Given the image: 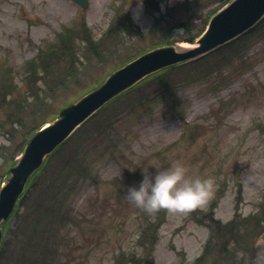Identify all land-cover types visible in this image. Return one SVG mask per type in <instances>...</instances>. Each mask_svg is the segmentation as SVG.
<instances>
[{
  "label": "rangeland",
  "instance_id": "374dc122",
  "mask_svg": "<svg viewBox=\"0 0 264 264\" xmlns=\"http://www.w3.org/2000/svg\"><path fill=\"white\" fill-rule=\"evenodd\" d=\"M88 2L83 12L71 0H0V85L6 86L4 91L12 98H6L11 107L8 111L15 110L16 102L26 103L30 111L39 109L33 124L52 119L62 104L74 98L79 87L83 90L95 86L123 55L147 50L163 41H177L179 51L190 48L186 39L201 29L219 4L217 0H143L137 20L134 12L138 0ZM83 25L94 39L113 25L111 36L103 44L123 35L118 55L90 65L79 85L71 83L73 86L63 92H49L44 86L36 99L34 95L31 100L29 92L22 97L28 91L21 80L24 68L31 67L29 63L38 50L59 44L57 34L66 28L85 29ZM82 48L81 43H75V54ZM50 70L47 80L60 78V65ZM160 75L163 76L157 84L155 78H148L115 101L67 143L65 154L67 147L81 145L86 133L101 128L103 119L116 115L103 129L116 147L111 146L104 158L94 161L97 183L88 181L70 198L75 221L46 241H59L56 249L49 252L53 253L52 259L46 257L50 264H114L119 253L133 259L126 264H145L142 259L146 253L137 246V240L146 224H150L149 231L154 229V215L159 213L161 226L150 255L153 263L169 264L175 258L181 259L182 254L189 261L195 260L208 232L191 218L192 211L173 213L161 209L148 213L129 203L124 195L126 186L142 179V171L154 172L177 160L185 164L188 175L214 178V193L218 194L212 207L216 219L224 223L237 214L236 222L245 224L233 234L215 236V247L222 243V253L227 255L232 251L228 249L239 246L241 264H264V242L260 238L264 230V206L260 207L264 205V18L201 63ZM39 77L40 72L36 91L43 85ZM166 82H175L176 87ZM155 89L160 94L175 89L178 103L171 105L166 98L152 93ZM149 94L152 100L146 99ZM29 118L25 114L24 122ZM10 119L0 109V182L25 137L24 128L21 130ZM62 161L59 156L50 159L41 178L60 175L67 169H62ZM210 200L193 211L205 212ZM250 215L253 216L244 218ZM20 219L17 216L12 224L18 226ZM40 248L47 249L43 245ZM0 264L12 263L2 257Z\"/></svg>",
  "mask_w": 264,
  "mask_h": 264
},
{
  "label": "trees",
  "instance_id": "16d2710c",
  "mask_svg": "<svg viewBox=\"0 0 264 264\" xmlns=\"http://www.w3.org/2000/svg\"><path fill=\"white\" fill-rule=\"evenodd\" d=\"M221 6L227 3L230 0H219ZM213 13V12H212ZM84 26V25H83ZM85 27V26H84ZM114 26L112 25L109 30L106 32L102 38H100L98 41H93L91 34L88 32L87 29L81 30L80 33L74 36H70L71 38L67 37L64 39V41H60V45L54 49H50L48 52H46V55L41 54L39 58V64L41 66H34L30 69V75L26 79V85L27 90L30 93L31 96L35 99L40 95L41 92L44 91V86H47L49 92H54V89L56 92H63L65 88H67L69 85H72L71 83H78L79 81L84 77V74L86 72V69L92 65L93 63L99 64L103 63L107 58H114L118 55L116 52H118L121 49V40H124L123 35L121 36H115V39L107 44H103L108 37L112 34V28ZM202 32V29H200L195 35L190 36L187 41L193 42L195 38ZM129 36V35H128ZM75 39L81 42L83 48H82V61L79 62L76 54L74 53L73 46L75 43ZM111 47V48H109ZM140 52H136L132 55H125L123 58H120L119 65H122L123 63L130 60L132 57L137 55ZM197 62V61H196ZM198 63H201L199 61ZM60 65V78L59 79H46L47 76H49L51 72V68H56ZM37 67L40 69L41 77H39V81L43 80V85L40 87V91H36V76L38 75ZM176 67H172L167 69L164 72L172 71ZM83 70V71H82ZM163 73V72H162ZM161 74V73H159ZM159 74L153 76L152 78H155L153 81H157L162 79V76ZM35 77L33 81L30 79ZM151 79V78H150ZM57 81V82H56ZM180 81V80H179ZM178 81V82H179ZM162 84H164L163 81H160ZM169 85L175 86V82L171 84L170 82H166ZM54 85V88L51 86ZM73 86V85H72ZM77 86V85H76ZM4 87H6L4 84L0 85V108L4 109L6 112V116L10 119L13 118L15 120V123L18 124L21 128L25 127L27 128L26 134L31 133L35 129L39 127V125H32L30 120L33 118L34 110L31 112L28 110V105L23 104H16L15 110H11L5 100L8 94L6 91H4ZM85 89V88H84ZM83 89V90H84ZM79 90V91H78ZM77 90V93L83 92L81 88L79 87ZM175 89H172L170 91H167L164 94H160L156 92V89L152 91V93H155L158 97L166 98L171 105H176L178 103L177 98L175 97ZM12 94V91H11ZM154 94V95H155ZM34 99V98H33ZM147 100H152L150 98V94L146 98ZM124 109H122L120 112H123ZM25 114H28L30 118L26 120V123L24 122L23 116ZM35 114H38V112H35ZM114 116H110L106 120L104 119L103 125H106L109 123L111 125L112 121L114 120ZM12 120V119H10ZM102 133L100 129H96L92 132H88L84 135V140L81 145H79L76 148H68L67 147V154L63 153L66 145L59 148L55 156H59V159L64 158L66 155H68L67 163L64 161V165H67L68 163L71 164L78 160L77 154L84 155L85 158L90 159V150H92L93 145L95 144L96 140L99 138V135ZM78 150V151H77ZM80 153H77L79 152ZM72 154V155H71ZM71 162V163H70ZM48 164V163H47ZM72 166V165H71ZM46 167H43L41 175L44 173ZM73 174H70L67 179H64L60 182V178H58L59 175L54 176L52 175L51 179L47 178H41L37 179L33 182L31 187L27 190L25 196H23L20 200V208L22 207L24 211L19 214L20 223L21 225L16 229L15 232H11L12 239H8L4 243V247L2 250L3 257L6 259L8 258L9 261L12 263L21 262V264H50L49 261H47L46 256L49 254V252H52V250H55L56 247L53 245L50 246V243L46 242L54 235H58L60 233V212L61 214L64 212V201L68 198H70L74 193L76 189V184L78 182L79 176L86 173L87 169H82V165L75 166L74 167ZM60 170V169H59ZM47 179V180H46ZM37 182V183H36ZM61 202V203H60ZM30 214L33 215V220L30 219ZM18 216V215H17ZM59 218L58 222H55V220ZM248 221V220H246ZM41 223L39 226L38 224ZM214 223V222H213ZM27 224H33L31 225L32 230L35 231V236L30 239L25 238L27 236ZM240 224V225H239ZM245 226L243 222H236L232 221L227 225H219L217 223H214L212 226V234L216 236H223L225 234H233L236 232V230L241 227ZM25 238V239H24ZM20 242L23 243V246L21 248ZM45 243L47 245V253L44 256L38 255V247L41 243ZM18 249L15 250L14 247H17ZM210 246L207 245L206 249ZM221 248L223 247V244H220ZM53 255V253H50ZM48 255V258L52 259L51 255ZM226 257H221L219 260H224ZM232 258H229L227 261H232ZM124 263V257L120 256L116 259L115 264H123ZM54 264V263H51Z\"/></svg>",
  "mask_w": 264,
  "mask_h": 264
},
{
  "label": "water",
  "instance_id": "95a60500",
  "mask_svg": "<svg viewBox=\"0 0 264 264\" xmlns=\"http://www.w3.org/2000/svg\"><path fill=\"white\" fill-rule=\"evenodd\" d=\"M84 10L86 0H73ZM264 14V0H233L209 21L207 30L193 48L179 52L174 46H163L146 52L115 70L95 91L60 110L59 119L36 132L24 147L10 177L0 189V224L11 214L30 176L43 159L61 144L71 132L104 103L161 69L206 55L255 24ZM2 231L0 230V244ZM264 238V235H263Z\"/></svg>",
  "mask_w": 264,
  "mask_h": 264
},
{
  "label": "clouds",
  "instance_id": "9594fccd",
  "mask_svg": "<svg viewBox=\"0 0 264 264\" xmlns=\"http://www.w3.org/2000/svg\"><path fill=\"white\" fill-rule=\"evenodd\" d=\"M143 0H138L134 19H139ZM137 184L126 186L125 199L148 213L166 209L173 213H190L204 206L214 195L211 176L188 175L185 164L177 160L166 168L142 171Z\"/></svg>",
  "mask_w": 264,
  "mask_h": 264
}]
</instances>
